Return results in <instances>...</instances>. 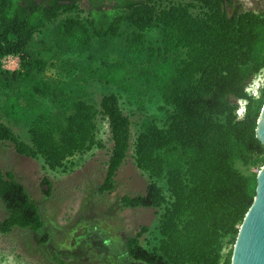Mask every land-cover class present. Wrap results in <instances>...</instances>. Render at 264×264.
<instances>
[{"label":"trees","instance_id":"obj_1","mask_svg":"<svg viewBox=\"0 0 264 264\" xmlns=\"http://www.w3.org/2000/svg\"><path fill=\"white\" fill-rule=\"evenodd\" d=\"M90 1L86 18L68 15L60 21L52 49L41 47L35 34L61 14L76 11L79 0H0V89L9 94L6 113L25 122L29 134L26 142L0 121V143L56 169L100 146L95 137L100 114L112 146L98 192L115 189L117 171L133 146L135 165L149 181L143 192L123 194L117 204L152 208L157 216L155 241L141 243L149 232L142 225L124 237L127 255L146 264H231L258 172L244 174L236 162L258 170L264 164V145L255 130L264 86L259 97L246 90L264 67V12L241 10L237 0H117L109 7ZM123 24L131 29L124 32ZM153 28L160 30L157 43L145 36ZM122 35L125 53L107 64L105 80L131 100L143 87L152 90L165 113L160 124H144L134 140L118 94H104L99 107L78 96L61 98L46 74L58 53L79 57L94 39ZM8 55L19 58L17 69L3 67ZM44 100L56 102L55 110ZM240 101H245L242 116ZM39 187L43 195L52 192L46 176ZM0 202L5 209L0 234L44 226L37 203L12 171L0 169ZM47 240L43 233L41 243ZM225 245L230 248L223 255ZM48 253L57 263L66 261Z\"/></svg>","mask_w":264,"mask_h":264},{"label":"rangeland","instance_id":"obj_2","mask_svg":"<svg viewBox=\"0 0 264 264\" xmlns=\"http://www.w3.org/2000/svg\"><path fill=\"white\" fill-rule=\"evenodd\" d=\"M241 10L264 12V0H237ZM90 7L84 1L78 2V9L70 14H61L56 20L35 34L40 46L53 48L56 27L66 16L77 15L86 18ZM196 10V9H195ZM128 32L131 28L123 24ZM148 41L157 43L160 30L153 28L145 31ZM125 35L108 38L105 41L93 40L91 49L85 55L76 57L69 53H58L47 68V78L55 86V94L61 98L82 97L99 107L101 97L107 93L119 95L122 110L131 120V139L143 129L150 120L161 123L165 116L161 98L152 90L142 88L136 100L104 78L108 63L121 60L125 53ZM70 57L69 62L66 58ZM4 68L19 67V58L8 55L2 59ZM264 86V67L247 85V92L259 97ZM9 94L0 89V121L7 124L22 140L29 142L28 125L16 121L6 113ZM53 100V98H52ZM51 110L56 102L44 100ZM245 101L239 102L238 115L242 116ZM95 137L100 146L75 154L63 166L50 169L40 157L31 158L19 155L11 146L0 143V169L12 171L35 200L44 222L38 231L28 228H14L8 234H0V264H146L131 259L124 248V237L146 225L149 232L140 241L143 245L153 243L157 236V216L152 208L121 209L117 200L123 194H135L145 190L149 181L148 174L135 165L133 146L130 147L125 161L116 175L113 191L99 193L107 167L112 146L107 121L100 114L96 117ZM236 167L244 174L258 171V166L243 165ZM48 177L52 183L50 195H43L39 182ZM164 189V179L157 181ZM5 217V209L0 202V219ZM43 233L48 234L46 243H41ZM225 245L223 255L229 250ZM52 250L66 259L57 263L49 256Z\"/></svg>","mask_w":264,"mask_h":264},{"label":"water","instance_id":"obj_3","mask_svg":"<svg viewBox=\"0 0 264 264\" xmlns=\"http://www.w3.org/2000/svg\"><path fill=\"white\" fill-rule=\"evenodd\" d=\"M256 137L264 145V103L256 124ZM256 193L239 227L231 264H264V164L256 175Z\"/></svg>","mask_w":264,"mask_h":264},{"label":"flooded vegetation","instance_id":"obj_4","mask_svg":"<svg viewBox=\"0 0 264 264\" xmlns=\"http://www.w3.org/2000/svg\"><path fill=\"white\" fill-rule=\"evenodd\" d=\"M79 1L86 2L89 7L92 5V2L90 0H79ZM115 1H117V0H93L94 4L106 3V4H108L107 7L111 6L112 3H115Z\"/></svg>","mask_w":264,"mask_h":264},{"label":"built area","instance_id":"obj_5","mask_svg":"<svg viewBox=\"0 0 264 264\" xmlns=\"http://www.w3.org/2000/svg\"><path fill=\"white\" fill-rule=\"evenodd\" d=\"M3 61V60H2Z\"/></svg>","mask_w":264,"mask_h":264}]
</instances>
